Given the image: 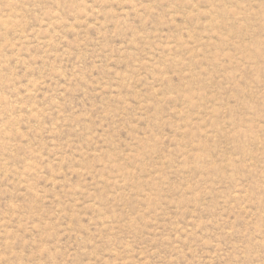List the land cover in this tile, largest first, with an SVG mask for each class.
I'll list each match as a JSON object with an SVG mask.
<instances>
[{
  "label": "rangeland",
  "instance_id": "374dc122",
  "mask_svg": "<svg viewBox=\"0 0 264 264\" xmlns=\"http://www.w3.org/2000/svg\"><path fill=\"white\" fill-rule=\"evenodd\" d=\"M0 264H264V0H0Z\"/></svg>",
  "mask_w": 264,
  "mask_h": 264
}]
</instances>
